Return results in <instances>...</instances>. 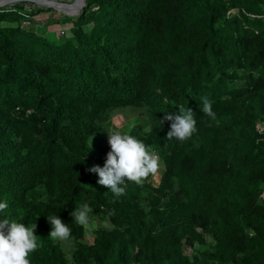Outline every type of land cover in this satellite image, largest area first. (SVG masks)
Instances as JSON below:
<instances>
[{
	"label": "trees",
	"instance_id": "trees-1",
	"mask_svg": "<svg viewBox=\"0 0 264 264\" xmlns=\"http://www.w3.org/2000/svg\"><path fill=\"white\" fill-rule=\"evenodd\" d=\"M26 4L0 7V219L35 222L30 264H264V0H87L56 39ZM178 107L197 120L184 142L163 120ZM118 114L163 166L119 198L87 171ZM84 203L91 243L70 215Z\"/></svg>",
	"mask_w": 264,
	"mask_h": 264
},
{
	"label": "clouds",
	"instance_id": "clouds-1",
	"mask_svg": "<svg viewBox=\"0 0 264 264\" xmlns=\"http://www.w3.org/2000/svg\"><path fill=\"white\" fill-rule=\"evenodd\" d=\"M201 101L203 114L215 119L216 114L212 110V102L207 97H201ZM178 108V115L166 112L163 120L171 121L166 137L169 140L175 138L184 142L197 132V120L191 108ZM163 120H160V125ZM106 133L107 143L110 146L106 161L103 167L92 165L87 171L95 173L98 176L97 183L119 198L125 194L126 182H134L142 186L149 175L157 173L161 161L158 153L153 152L136 137L119 130ZM7 208L6 201L0 202V213ZM92 211L93 209L84 203L75 208L70 215L77 224L87 227L91 222ZM113 214L110 212L109 216ZM47 221L51 225V231L48 234L50 238L65 243L70 241L71 229L68 224H65L56 214L47 217ZM102 226L106 229L112 227L108 220H105ZM35 228V222L25 226L7 217L0 219V264H30L29 254L40 247L37 235L34 234Z\"/></svg>",
	"mask_w": 264,
	"mask_h": 264
},
{
	"label": "rangeland",
	"instance_id": "rangeland-1",
	"mask_svg": "<svg viewBox=\"0 0 264 264\" xmlns=\"http://www.w3.org/2000/svg\"><path fill=\"white\" fill-rule=\"evenodd\" d=\"M54 1H58L60 3H64V4H70L72 3L74 0H54ZM18 3H24V2H18ZM18 3H13L14 4H18ZM26 9L29 8H44L43 6L34 4V3H30L28 2V4L25 5ZM64 16H67L65 14H62L56 10L51 9L49 12H41L40 14L36 15L34 17V19L36 21H38L39 26H44L46 25V22L49 19L54 20L55 22H58L57 24H51L50 26H48L47 29V36L50 39H56L60 36H65V37H70V28H71V24L69 22L68 19H65ZM23 26H27V23H24ZM38 29H42V28H38ZM128 125L127 120L125 119L123 114H118L116 116H114L112 118V120L107 124V127H104V129L91 136L89 139V144L91 146H97V145H102L103 143L107 142V133L108 131H113V130H119L121 132H123V130H125V127ZM258 127L262 128L264 127L261 124H258ZM261 130V129H260ZM92 139V140H91ZM163 170V166L160 163V167L156 173V177L157 179L160 177L161 175V171ZM151 183L156 186L157 185V180L153 178V180L151 181ZM86 229V234H85V239L86 241H88L89 243L92 242V238H93V232L96 229V223L93 219H91L90 224L87 227H84ZM198 246H196L197 248ZM185 252L187 254H189L191 251L189 248L185 249Z\"/></svg>",
	"mask_w": 264,
	"mask_h": 264
},
{
	"label": "water",
	"instance_id": "water-1",
	"mask_svg": "<svg viewBox=\"0 0 264 264\" xmlns=\"http://www.w3.org/2000/svg\"><path fill=\"white\" fill-rule=\"evenodd\" d=\"M75 1V0H74ZM74 1L70 4H64V3H60L58 1H54V0H0V7H4V6H10L13 3H18V2H30V3H34L40 6H43L44 8H49V9H53V10H57L56 5H60V6H70L74 3ZM86 1L87 0H82V3L80 5V11L77 12L74 15H67L68 17L74 18L77 17L81 14L82 10L85 8L86 6ZM63 14V13H62ZM66 15V14H65Z\"/></svg>",
	"mask_w": 264,
	"mask_h": 264
},
{
	"label": "bare ground",
	"instance_id": "bare-ground-1",
	"mask_svg": "<svg viewBox=\"0 0 264 264\" xmlns=\"http://www.w3.org/2000/svg\"><path fill=\"white\" fill-rule=\"evenodd\" d=\"M81 3H82V0H75L74 3L70 6L56 5V8L58 12L71 16L80 11Z\"/></svg>",
	"mask_w": 264,
	"mask_h": 264
},
{
	"label": "built area",
	"instance_id": "built-area-1",
	"mask_svg": "<svg viewBox=\"0 0 264 264\" xmlns=\"http://www.w3.org/2000/svg\"><path fill=\"white\" fill-rule=\"evenodd\" d=\"M23 24H24V23H23ZM256 128H257V130H260V129H261V130H264V127L260 128V127H258V125H257ZM261 130H260V131H261ZM263 199H264V195H263Z\"/></svg>",
	"mask_w": 264,
	"mask_h": 264
}]
</instances>
